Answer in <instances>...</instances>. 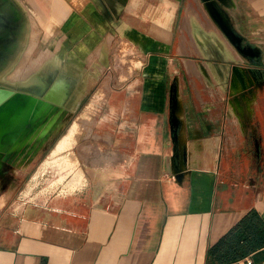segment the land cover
Segmentation results:
<instances>
[{
    "label": "crops",
    "instance_id": "obj_1",
    "mask_svg": "<svg viewBox=\"0 0 264 264\" xmlns=\"http://www.w3.org/2000/svg\"><path fill=\"white\" fill-rule=\"evenodd\" d=\"M9 1L38 26L26 61L49 50L46 90L65 85L55 104L90 81L113 101L79 184L28 198L0 181V264H264V0ZM116 41L118 73H91ZM236 67L251 88L232 109Z\"/></svg>",
    "mask_w": 264,
    "mask_h": 264
},
{
    "label": "rangeland",
    "instance_id": "obj_2",
    "mask_svg": "<svg viewBox=\"0 0 264 264\" xmlns=\"http://www.w3.org/2000/svg\"><path fill=\"white\" fill-rule=\"evenodd\" d=\"M23 9L21 13L26 12L24 7ZM15 24L18 31H15L10 41V48L5 53L0 52V89L13 91L12 95L4 97L6 93L0 90V115L4 116L0 117V181L6 187H15L14 190L18 188L17 192L28 198H38L43 194L66 188L65 185L74 187L79 184L84 180L80 163H92L90 161L95 155L106 152V140L103 137L99 139L91 127L97 115L95 111L112 104L113 100L107 97L112 82L100 81L94 84L90 81L74 90L71 86L72 96L67 105L55 104L53 99L61 96L65 85L59 81L46 90L48 81L45 79L53 70V65L49 63V50L40 51L29 63L26 61L36 46L39 37L38 26L32 25L35 41L27 44L25 40L21 43L22 37L28 36L27 30L22 25L24 33L19 34L20 22ZM116 43L117 41L110 46V68L107 65L93 66L89 69L91 73L100 74L102 68L105 69V74L109 71L111 74L118 73L112 66ZM131 58L137 59L138 55L131 53ZM14 62L18 63L15 66H19L17 75L13 70ZM36 63L40 65L38 73L33 71V64ZM38 65L35 66L36 70ZM130 69L133 71L135 66L131 65ZM231 73L234 80L232 90L228 88V92L232 94L228 93L227 107L233 109L249 104L246 95L251 84L250 77H245L248 72H244L242 68L236 67ZM70 84L72 83H68V86ZM31 85L45 96L24 89ZM91 85V90L85 94ZM32 97H35L36 102ZM17 107L20 108L19 111ZM87 169L90 168H85Z\"/></svg>",
    "mask_w": 264,
    "mask_h": 264
},
{
    "label": "bare ground",
    "instance_id": "obj_3",
    "mask_svg": "<svg viewBox=\"0 0 264 264\" xmlns=\"http://www.w3.org/2000/svg\"><path fill=\"white\" fill-rule=\"evenodd\" d=\"M18 1H19L18 2L19 4L20 3L22 4L21 0H18ZM22 5L26 9L25 5L24 4H22ZM27 13L28 12L21 13V10L17 7V5L13 4L9 0L8 1L5 0L2 4H0V14L4 18L3 22L4 21L7 22V23H5V25H2V26L0 25V52L1 53L2 52L5 53V51H7L10 48V45H11L10 41L12 40L11 38L14 37L15 31H18L15 28V25H16L15 23L18 24V22H20V24H18V25L22 24L26 30L30 29L32 27V25L35 23L34 19L30 16V14H27ZM5 37L7 38L6 40H9V41H7L6 43H1V38H5ZM15 65H18V63L14 62V66ZM18 68H19V66H15L13 68L15 74L17 73ZM57 93H59V92H57ZM12 100H13V98H12ZM4 110H5V107H4ZM1 116H3V115H0V117ZM3 118H4V116H3Z\"/></svg>",
    "mask_w": 264,
    "mask_h": 264
},
{
    "label": "water",
    "instance_id": "obj_4",
    "mask_svg": "<svg viewBox=\"0 0 264 264\" xmlns=\"http://www.w3.org/2000/svg\"><path fill=\"white\" fill-rule=\"evenodd\" d=\"M212 3L211 2H208V5H210V7L212 8V9H214V7L211 5ZM1 91H2V93H6V95L4 96V97H8V95L9 94H11L12 93V91H11V89H0ZM29 90H31L32 92H35V93H37V94H39V95H41L42 94V92H40V91H36L35 89H32V88H30ZM4 99V98H3ZM1 102H2V100H1Z\"/></svg>",
    "mask_w": 264,
    "mask_h": 264
},
{
    "label": "built area",
    "instance_id": "obj_5",
    "mask_svg": "<svg viewBox=\"0 0 264 264\" xmlns=\"http://www.w3.org/2000/svg\"><path fill=\"white\" fill-rule=\"evenodd\" d=\"M245 264H252V259L251 258H247L245 260Z\"/></svg>",
    "mask_w": 264,
    "mask_h": 264
}]
</instances>
